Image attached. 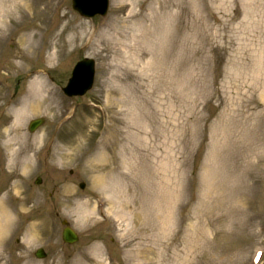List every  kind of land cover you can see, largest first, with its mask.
<instances>
[{
    "label": "rangeland",
    "instance_id": "obj_1",
    "mask_svg": "<svg viewBox=\"0 0 264 264\" xmlns=\"http://www.w3.org/2000/svg\"><path fill=\"white\" fill-rule=\"evenodd\" d=\"M58 1L93 36L75 37L55 70L35 64L49 71L54 108L16 123L26 76L14 69V35L2 59L13 67L0 76V200L9 218L0 264H255L257 249L264 264V0H110L108 14L93 19ZM83 56L95 59L94 86L68 98L60 85ZM38 116L44 124L28 132ZM110 184L121 209L108 204ZM62 218L77 243H62ZM42 220L34 240L29 226ZM37 246L45 259L33 256Z\"/></svg>",
    "mask_w": 264,
    "mask_h": 264
},
{
    "label": "bare ground",
    "instance_id": "obj_2",
    "mask_svg": "<svg viewBox=\"0 0 264 264\" xmlns=\"http://www.w3.org/2000/svg\"><path fill=\"white\" fill-rule=\"evenodd\" d=\"M133 3L132 1L131 4L133 5ZM57 4L58 2L56 0H0V47L14 31H17L15 37H17L16 40L20 53L18 56L19 62L16 63L14 68L17 71L26 72L27 93L23 105L16 109V123L22 121L25 113L29 114L39 111L42 105L46 104L50 108H54L55 97L52 93V87L46 81L44 75L45 69L40 68L39 70H33L29 60L44 48L46 56L43 61L46 65H55L54 63H58L60 56L68 50L67 47L75 37H80L82 40L84 39L87 44L90 42L88 34H93V32L87 33V31H78L84 22L79 21L77 24L71 19L61 24L58 29L56 24L53 27L51 26V28V20H53L54 17L53 14L58 9ZM67 30L72 32L70 37L65 34ZM105 36L107 38L108 35ZM99 38H103L102 35H100ZM102 50L109 51V46L104 45ZM124 53H126L125 50ZM107 56L108 53L104 55V57ZM115 60H118V58ZM121 60L122 59H119L118 61ZM10 67H13L12 63L10 66H7V63L0 64V71L7 69L6 73L10 74ZM110 126L111 122L105 123L103 133H107ZM40 139L41 138H38V141H40ZM106 140L107 139L102 142L103 150L107 148ZM69 155H71L70 152L65 151L60 153L59 156L68 157ZM24 168L26 169V164H24ZM102 179L103 177L100 176L97 178V181ZM108 187L109 189L106 193H112L110 195V200H108L110 207L114 209V207L118 206L121 209L123 202H121L122 199L119 197L120 192L114 190L111 184L108 185ZM108 196L109 194H107V197ZM1 202L2 201H0V237L3 230L8 225L7 221L9 220L6 216L7 214L2 212L4 210L1 207ZM180 264H189V260H182Z\"/></svg>",
    "mask_w": 264,
    "mask_h": 264
},
{
    "label": "water",
    "instance_id": "obj_3",
    "mask_svg": "<svg viewBox=\"0 0 264 264\" xmlns=\"http://www.w3.org/2000/svg\"><path fill=\"white\" fill-rule=\"evenodd\" d=\"M81 4H84L85 1L88 0H79ZM89 67V73L83 75L82 74V69H85ZM74 77L71 78L70 82L72 81V83L70 85H73L75 83L76 80L80 79L81 82V86L84 87V89H86L87 87L90 86L91 83V79H92V68H91V64L88 60L84 61V62H80L78 63L75 68H74ZM81 75V76H80ZM83 79V81H82ZM69 90H74L75 88H68Z\"/></svg>",
    "mask_w": 264,
    "mask_h": 264
}]
</instances>
